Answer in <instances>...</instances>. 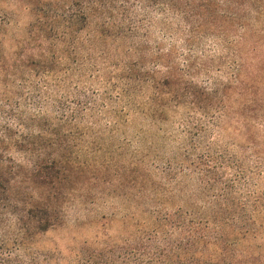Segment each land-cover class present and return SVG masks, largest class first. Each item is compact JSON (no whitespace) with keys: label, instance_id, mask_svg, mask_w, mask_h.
<instances>
[{"label":"trees","instance_id":"1","mask_svg":"<svg viewBox=\"0 0 264 264\" xmlns=\"http://www.w3.org/2000/svg\"><path fill=\"white\" fill-rule=\"evenodd\" d=\"M3 1L0 264H41L36 241L62 223L83 173L96 181L112 170L116 264H264V188L257 190L254 181L264 177V158L239 169V159L211 139L233 125L236 130L239 121L230 114L240 111L233 105L239 89L246 94L240 113L248 127L245 145L264 157V136L244 109L264 106V59L243 63L234 47L231 78L199 82L194 51L180 63L173 46L151 44L129 0H116V20L101 0H80L77 12L69 0H49L55 9L49 15L33 3L35 21L8 53L10 15ZM211 1L195 3L188 16L203 9L201 19L210 21L218 5ZM263 2L227 0L232 16L225 9L224 20H245L264 10ZM141 3L149 12H181L180 0ZM259 31L244 33V39L255 35L254 54L264 46V27ZM102 64L109 90L89 93L83 78ZM22 99L37 108L30 111ZM134 119L143 124L130 133L122 128Z\"/></svg>","mask_w":264,"mask_h":264},{"label":"rangeland","instance_id":"2","mask_svg":"<svg viewBox=\"0 0 264 264\" xmlns=\"http://www.w3.org/2000/svg\"><path fill=\"white\" fill-rule=\"evenodd\" d=\"M101 1L104 6L113 9L109 15L114 16L116 20V0ZM69 2L73 4L75 10L79 9L77 6L80 0H69ZM36 3L43 7L41 12L45 15L53 14L55 11L54 7L50 6L49 0H4L2 2L1 7L10 15L4 43L6 52L17 50L18 45L23 43L27 26L35 21L29 5H36ZM195 3H200V0H180L181 12L175 14L168 10L161 12L157 9L149 12L143 9L141 0H129V5L135 7V13L142 19L141 27L148 26L151 44L157 41L166 50L173 46L180 57L178 58L180 63L183 62V55L189 48L194 51L195 56L199 57L198 73L195 77L199 82L206 83L210 81L208 78L218 81L230 79L235 71L233 68L235 59L232 57L234 47H239L243 63L264 59V46L259 47L255 54L250 52L255 35L246 34L244 39L246 29L248 33H252V31L260 32L259 30L264 27V10L255 9V12L247 13L245 20L240 18L233 20L231 24L230 18L224 20L223 17L225 9L232 16V12L227 9V0H216L215 4L218 3V5L210 21L201 19L202 16L207 15L203 9L197 17L194 16L195 14L188 16ZM58 5L62 8L63 3H57ZM147 19L149 23L151 21L152 23L148 24ZM33 31L32 35H34ZM187 39L189 40L185 41ZM105 66L101 65L99 73L88 72L83 78L82 86L89 88V93L94 90L95 93L100 94L106 89L109 90L112 82L108 83L101 73ZM23 84L26 85V82ZM1 88L0 79V92ZM238 90L233 93V105L239 107L240 111L230 114L232 119L239 121L236 130L232 131V127H236L233 125L230 130L220 132L215 137L211 136V139L217 140L218 145L228 149V157L239 159V169H242L264 157L262 154L255 157L252 149H248L245 145L244 139L248 127L240 113L246 94ZM47 92L49 97L56 95L54 88H49ZM22 102L25 103L24 99ZM26 102L29 101L26 100ZM25 106L30 111L37 108L36 105ZM51 109L49 106L47 111L51 112ZM244 109L247 115H252L256 119L257 123L253 130L262 138L264 136V106L248 107L246 105ZM141 124H143L141 120L134 119L122 128H126L130 133ZM88 177L91 180L86 184ZM94 179L96 178L89 172L83 173L81 181L75 185L72 192V200L66 203L62 223L42 234L36 241L37 249H35L40 255L41 264H116V175L112 170L105 172L100 179L96 181ZM254 181L255 188L263 190L264 177H256Z\"/></svg>","mask_w":264,"mask_h":264}]
</instances>
